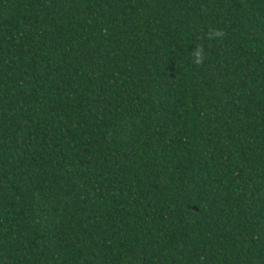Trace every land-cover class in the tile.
<instances>
[{"label":"trees","instance_id":"16d2710c","mask_svg":"<svg viewBox=\"0 0 264 264\" xmlns=\"http://www.w3.org/2000/svg\"><path fill=\"white\" fill-rule=\"evenodd\" d=\"M0 264H264V0H0Z\"/></svg>","mask_w":264,"mask_h":264}]
</instances>
